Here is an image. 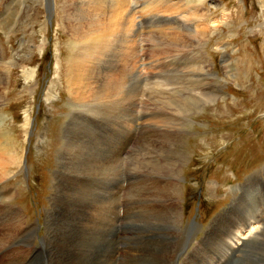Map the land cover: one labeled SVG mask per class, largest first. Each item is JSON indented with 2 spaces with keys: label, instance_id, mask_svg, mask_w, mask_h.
<instances>
[{
  "label": "rangeland",
  "instance_id": "374dc122",
  "mask_svg": "<svg viewBox=\"0 0 264 264\" xmlns=\"http://www.w3.org/2000/svg\"><path fill=\"white\" fill-rule=\"evenodd\" d=\"M82 1L86 4L50 0L46 7L44 0H0V138L14 163L2 188L15 191L12 199L2 197L0 203L15 205L26 225L36 226L37 237H44V244L55 252L39 254L42 247L36 239L40 250L29 257L34 258L31 263L59 264L61 250L54 249V239L46 240L47 212L58 194L60 157H67L64 149L70 141L76 165L71 188L65 186L64 191H70L77 216L89 214L88 225L95 228L93 244L74 249L86 253L81 264H171L170 257L177 264H189L186 256L196 257L193 264L217 263L213 256L222 255L225 235L247 206L256 207L251 217L264 224V0H203L202 6L200 0H147L159 15L186 23L194 22L199 12L208 15V32L199 33L205 27L197 23L201 29L196 39L202 44L195 45L193 39L195 47H190L186 33L169 30L174 25L165 26L161 20L160 31L155 23H145L136 42L126 44L129 51L135 49V61L127 62L129 52L124 60L115 44L105 54L95 52L87 59L96 65L89 73L93 77L95 73L116 83L120 69L137 70L141 81L125 86L121 99L98 102L93 110L77 103L66 84L68 63L76 52L70 29L79 25L86 30L78 16L90 11L89 0ZM128 1L139 5L145 0ZM105 2L102 16L92 14L96 19L109 18L111 1ZM145 15L140 10L130 21L140 22ZM25 69L36 75L25 79ZM55 76L57 86L49 94ZM189 95L195 105L187 100ZM177 102L186 107H176ZM100 149L111 151L109 160ZM90 155L93 160L104 156L105 167L120 162L105 174H94L91 160L83 165ZM115 170L118 175L111 182ZM171 185L178 202L168 209L164 198ZM108 193L115 199L113 214L106 206ZM3 227L0 231H6ZM189 228L190 245L178 260L174 256ZM93 229L84 235L92 237ZM259 235L245 238L234 254L242 258L239 264H264V228Z\"/></svg>",
  "mask_w": 264,
  "mask_h": 264
},
{
  "label": "bare ground",
  "instance_id": "6f19581e",
  "mask_svg": "<svg viewBox=\"0 0 264 264\" xmlns=\"http://www.w3.org/2000/svg\"><path fill=\"white\" fill-rule=\"evenodd\" d=\"M106 1H108V3H109V1H111V3H110V5H111L110 14H109V18L107 20H102L101 18L96 19V17H93L94 15L92 16V14H94V13H96L98 16L103 15L102 10L107 7V6L104 7V4H106L105 0H89L87 2V5L89 6L90 11L85 12V13H79V16H78V21L79 22L81 21L82 24L86 23L88 27L85 26L86 30L83 29L84 30L83 31L79 25H73L72 24L73 26H71V29H70V36L76 45V52L72 55V57L68 63V67H67L68 78L66 79V84L68 87V91L71 94H73V96L75 97L74 100H76L77 103L82 105V107H84L86 109L90 108V110H93L96 103H98V102H100V103L102 102L101 104L103 105L105 103H107V104L110 103V100H112V99H114L113 101H117V100L121 99V96L125 94L123 92V89L125 86H128V85L135 86L136 82L139 83V81H141V77L137 73L138 72L137 70L125 71V70L120 69L118 71L119 78H117L118 80L116 83H114L115 80H106V79L102 80L101 76L97 75L95 73H94L95 77H93L89 73H90V70L94 71V69H95L94 67L96 65L94 62H88L87 59L89 60V58H91V56L95 52H101V53L105 54L108 50H110L111 46L113 44H115L117 49L122 51L121 52L122 57L125 58L126 52H129V54H128L129 56L126 55L128 57L127 62L135 61V59H136V56L134 57L135 49H131L129 51L128 50L129 48H127L126 44L127 45H128V43L134 44L136 42L137 35L139 34L138 31L143 26V24H145V23H155L154 27H157L158 31L161 30V26L163 27L164 25L165 26L166 25L167 26L174 25V27L169 28V30H172L175 33L176 32H178V33L181 32L183 34L186 33V36H188V39H191L190 42L192 44H189L187 42V44H189L190 47H195V45L199 46L202 44V42H200L199 40L196 39L197 36L199 35V34H197V28L198 27L200 28L199 25L204 24V27H205L204 29L200 30L199 33L206 34L208 32V29L204 23L206 18L208 17V15H206L202 12H199L200 14L198 17L196 16L197 19L194 22L191 21L189 23L188 22L186 23L184 21L183 22L179 21V18H177V17H163V16L159 15L158 14L159 11L156 10V6L153 5V3L151 4V2H148V4L146 5L145 2L147 0H145L144 2H138L137 1L139 5H137V3L135 4L134 3L135 1L134 2L132 1V3H130L128 0H106ZM80 2L83 3L82 0H80ZM200 3H201L200 6H202L203 0H200ZM44 4L46 7H48L51 5V2H50V0H44ZM85 4L86 3L84 2L82 5H85ZM127 7L129 8V10L125 11V8H127ZM190 8H192V7H190ZM193 9H195V8H193ZM106 10H109V9H106ZM135 10H136V12H135ZM140 10H141V12H143V14L145 13L146 15L143 18H141L142 20L140 22H137V21L135 22V21H133V19H132L133 22H131L130 20H131V18H133L134 13H139ZM198 10L200 11V9H198ZM81 12H83V11L81 10ZM191 15H193V14H191ZM185 16H186V14H185ZM138 17H136L137 20H138ZM134 20H135V18H134ZM143 20H145V22ZM161 20L166 21L164 25L159 24V22H161ZM74 22H75V20H74ZM199 22H200V24L197 25V23H199ZM131 23H132V25H131ZM130 27H132V35L128 36L129 39H127L126 33ZM67 28H69V27L67 26ZM164 35H166V34H164ZM130 38H131V40H130ZM193 39H195V42L197 41L196 43L194 42L195 45L193 44ZM42 47L43 46L41 44V46H39L38 48L40 49ZM104 54H102V55H104ZM124 60H126V58ZM97 65H98V63H97ZM24 74L26 76L25 79H28V78L32 79L36 75V72L33 70H26L25 69ZM108 77H110V76H108ZM114 77H115V75H114ZM0 83H1V79H0ZM56 86H57V78L55 76V78H54V80L50 86V89L48 90L49 91L48 93L51 94V92L53 90H55ZM127 90H129V89H127ZM192 97H193L192 95H189L187 100L192 101L194 103L192 105H195V101L193 100ZM198 97L201 100H213V99L207 98L209 96H205V95H199ZM178 103L179 102L176 103V105H177V106L175 105L176 107L179 108V106H180L181 109L186 107L185 103H179V104ZM188 105L190 106L191 104L188 103ZM95 111H96V108H95ZM182 114H183V112H182ZM127 116H128V114L126 115V117ZM132 125H133V121L130 122V126H132ZM175 128L177 129V127H175ZM161 130H163V129H161ZM122 136L126 137V135H124V134ZM121 143H123V141ZM73 147H72V142L69 141V143H67V145L64 149L67 157H65V159H63L62 156L60 157L61 164H60V168L58 171V178L56 177L58 180H57V184H56V188H55L58 194L53 197V199L51 201L52 202L51 208L47 212V218H48L47 222L50 223V225L49 226L47 225V227H49L50 231H48L46 234V236H47L46 240L50 241V243L51 242L53 243V239H54L56 242L54 249H56L58 247L61 250L60 256H59V254L57 255L58 260L56 257V260L59 261V264H81L82 262H84L83 257L86 256V253L82 250L80 251V249H79L80 253L77 254L76 252H74V249L77 246L80 247V245L87 248L89 243L93 244V239L95 238L94 237V235H95L94 229L95 228L93 227V225L92 226L88 225L89 219H90V216H88L89 214L83 215L82 217H78L76 214L77 212L75 213L72 209L73 198L71 196H69V194H68V191L70 190L72 182H73L72 170L75 169V165H76L74 163L75 151H74ZM99 153H104L107 156V160H109L108 156L112 155L111 151H108L106 149H103V150L100 149ZM101 157L102 158L99 159V156H98L97 160H93L94 156H91L90 159L85 158L84 161L82 160L83 165L86 164L87 160H91L90 165H89V170H92V172L94 174H96L97 172L105 174V172L108 171V169L111 168L112 165H115V168H117V165L120 162L118 160H114L111 164H107L105 167L106 159H104V156H101ZM81 159H83V158L81 157ZM104 161H105V163H103ZM65 163L67 164V166H65ZM12 165H14V163L11 162L10 157H8V145L5 141H2V139H1V141H0V198L3 197L4 199H7V200L12 199V197L15 195V191H13L12 189L6 188L5 190H3V188H2V186L5 185L6 181L8 180L9 174L12 173L11 172V170L13 169ZM177 166H175V167H177ZM79 168H81V167H79ZM63 169H64V171H62ZM89 170H84V171L86 172ZM80 171H81V169H80ZM115 172L116 173L113 172L114 178L112 177L113 180L111 182L116 181V177L118 175V173H117L118 170L117 171L115 170ZM94 176H96V175H94ZM177 179H178V177H177ZM103 180H107V179H103ZM105 182H107V181H105ZM65 186H67L69 188V190L67 192L64 191ZM73 186H75V185H73ZM166 190L168 191L169 194L165 195L166 197L164 198V201L166 200L168 209L169 208L172 209V205L174 203L178 202V200L176 198V191L172 187V185L170 187H166ZM177 193H178V190H177ZM76 196H78V195H76ZM108 196L109 197L106 201V206H107L108 210L111 209V212L113 214L114 213V206H115V201H114L115 199H113L109 193H108ZM104 199H102V201ZM91 205L93 207L94 204L91 203ZM83 206H84V204H83ZM83 206H81V207H83ZM95 206H97V205H95ZM92 207H89V208L87 207V208L90 209V211L92 212ZM101 208H104V207H101ZM253 209L255 210L256 207L253 208L251 206V204L249 206H247L246 210L243 209L245 212H243L244 214L242 215V219L237 220V222H235V224L233 225L232 229H230L227 232V234L225 235V237L221 243L223 246L222 255H219L220 257L213 256V258H217V261H216L217 263L212 262L213 264H233V263L239 264L242 261L241 260L242 258H240L234 254L238 253V250L241 249V246L243 245L245 238L249 237L252 234L254 237L260 236L259 234L263 231V228H264V224H262L263 219H261L259 217L254 218L253 216L251 217V214H253L252 212L254 211ZM107 215H109L108 211L106 212V216ZM180 219H181V216H180ZM92 221H90V222L93 224L94 222H92ZM102 222L105 223L104 220H102ZM96 223L97 222H95L94 225ZM2 224H4L3 225L4 227L2 226ZM1 227H3V229H5V227H6L8 230L7 229H6V231L2 230L5 233L0 234V264H29V263H31L32 260L35 258L34 255H36V253L40 250V248H38L39 246L37 247L34 244V241L36 239L40 242V246L42 247V251L38 252L39 254L42 253L43 251L48 252V250H50L52 255L55 253L53 250H51V248L48 249V247H49L48 245H47L48 246L47 247L44 244V242H45L44 237L41 239H39V237H37L36 232L38 230H37L36 226L26 225L25 218L23 217L20 210L15 207V205L0 203V229H1ZM10 227H11V229L9 230ZM81 227H83V230ZM88 228H92V229L94 228L93 230H91L92 237L91 236L88 237V235L87 236L84 235L85 231H87V233H88ZM46 229H48V228H46ZM2 231H0V232H2ZM53 233L55 234L54 237H53ZM108 233H110V232H108ZM191 234H192V230H191V228H189L186 239H185L184 244L181 248V251L177 255H175L174 258L178 257L177 259L179 260L181 254H184V252H185L184 249L190 245L188 243H189V238H190ZM87 237H88V239H87ZM96 239H100V236H99V238H96ZM108 239H109V241H111V238L106 237V240H108ZM87 240H89V242H87ZM43 244L45 246H43ZM96 245L100 246L101 244L96 243ZM106 248H109V246H107ZM197 248H198V246H197ZM104 252L106 253L107 256L112 255V253L109 254V251H107V250H105ZM45 255H46V253H45ZM30 256L34 257V258H32L30 260L29 259ZM129 256H127V257L129 258ZM163 258H165V257H163ZM195 258L196 257H194V256H186L184 259L185 260L191 259L189 264H193L192 262H194L193 259H195ZM123 259H125V258L123 257ZM161 259L162 258H157L158 261H161ZM140 260H141V258H140ZM150 260H151V256H150ZM171 260H173V257L169 258L170 263L171 264H177V262H172ZM126 261H127V259H126ZM141 262H142V260H141ZM185 262L186 261H184V264H185ZM197 262H198V260H197ZM110 263L112 264V262H110ZM132 263H133V261H132ZM132 263H130V264H132ZM104 264H109V263L104 262Z\"/></svg>",
  "mask_w": 264,
  "mask_h": 264
}]
</instances>
